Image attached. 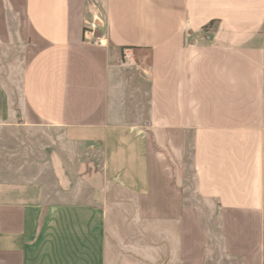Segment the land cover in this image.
<instances>
[{"label": "crops", "instance_id": "0c3cea01", "mask_svg": "<svg viewBox=\"0 0 264 264\" xmlns=\"http://www.w3.org/2000/svg\"><path fill=\"white\" fill-rule=\"evenodd\" d=\"M6 49L78 168L0 182V264H264V0H0Z\"/></svg>", "mask_w": 264, "mask_h": 264}, {"label": "rangeland", "instance_id": "374dc122", "mask_svg": "<svg viewBox=\"0 0 264 264\" xmlns=\"http://www.w3.org/2000/svg\"><path fill=\"white\" fill-rule=\"evenodd\" d=\"M17 51L6 49V66H0V78L6 80V85L13 90L20 84L19 57ZM122 61H124L122 57ZM6 69V71H5ZM15 97V96H14ZM63 134L59 130L48 127L24 126L19 119L6 124L0 123V182L14 181H38L45 185V192L55 194L51 163L56 156L65 167L78 168L77 163H72L67 148L63 145ZM184 166V176L187 180L188 195L194 194V183L191 171L190 149ZM77 162V160L75 161ZM82 168L78 169V173ZM72 170V169H71ZM67 172V170H66ZM76 174V172H75ZM70 171V175H75ZM74 177V176H73ZM80 177V176H79ZM74 178H77L76 176ZM196 206H207L202 203L189 200ZM206 229L217 232L216 219H203ZM208 227V228H207ZM218 233V232H217Z\"/></svg>", "mask_w": 264, "mask_h": 264}, {"label": "built area", "instance_id": "2783aa9c", "mask_svg": "<svg viewBox=\"0 0 264 264\" xmlns=\"http://www.w3.org/2000/svg\"><path fill=\"white\" fill-rule=\"evenodd\" d=\"M123 59H124L125 61H129V60H132V59H133V56H132V54H131L130 52L125 51V52L123 53Z\"/></svg>", "mask_w": 264, "mask_h": 264}]
</instances>
